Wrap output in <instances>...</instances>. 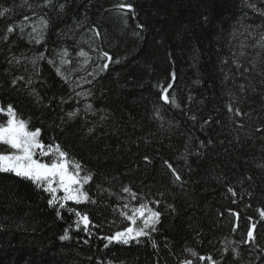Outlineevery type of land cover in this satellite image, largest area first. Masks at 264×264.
Instances as JSON below:
<instances>
[{"label": "trees", "instance_id": "1", "mask_svg": "<svg viewBox=\"0 0 264 264\" xmlns=\"http://www.w3.org/2000/svg\"><path fill=\"white\" fill-rule=\"evenodd\" d=\"M249 4L264 11V0H0V119L11 104L40 129L53 146L41 163L59 145L70 171L92 174L95 201L53 207L52 193L0 173V264H264V15ZM141 203L161 213L151 238L105 247L136 227L122 213Z\"/></svg>", "mask_w": 264, "mask_h": 264}, {"label": "snow or ice", "instance_id": "2", "mask_svg": "<svg viewBox=\"0 0 264 264\" xmlns=\"http://www.w3.org/2000/svg\"><path fill=\"white\" fill-rule=\"evenodd\" d=\"M27 3V0H25ZM52 0H45V6L51 5ZM30 7V5H29ZM63 8V5H60ZM119 8H131V5H118ZM248 7L253 8L254 10L260 11L261 15H264V11L256 9L254 4H249ZM9 11L5 9L4 12ZM4 12H0V16L4 15ZM28 19V17H25ZM47 21H42L43 26L47 27ZM142 27V26H141ZM23 28H21V31ZM8 32H12L13 29L9 27L7 29ZM37 29L33 28V32H36ZM99 35V32L96 33ZM261 40L264 41V36L261 37ZM36 42L39 43V38H36ZM264 47V43L261 44ZM64 55H67V51H65ZM81 56H86L85 52H80ZM103 57L107 60L111 61V57L107 52L103 53ZM40 59H45V57L41 56ZM36 61H33L35 63ZM119 63V61H116ZM49 63H54V61H49ZM67 63V61H65ZM108 64H104L103 68H107ZM57 73H60V69H56ZM172 78L175 79V73L172 74ZM22 79V78H21ZM171 87V84L168 85ZM168 88H164L163 99L165 102L169 101V97L167 95ZM179 107V105H177ZM231 110V109H230ZM3 108H0V112H4ZM238 111V110H237ZM71 115H75L72 113ZM7 126L0 125V144L6 146L4 149H0V173H14L17 177H22L26 180H29L36 184L37 187L43 188L45 191L52 193V198L48 200V204L50 206L55 207L57 204L60 208H64L68 201H74L76 203L90 202L94 203L89 197L87 191H84V185L87 184L92 179V174L88 173L81 177L80 173L82 171V167L79 163H72V170H69L70 161L68 160V153L62 151L59 145L55 146V154L56 159L53 160L52 163H41L39 160L34 159L33 157L36 155L37 150L40 151V155H48L53 151V146L48 145L47 150H45V145L39 140L40 129L37 128L34 131H29L27 127V122L18 119L16 117L15 111L11 104L7 106ZM14 150V151H13ZM147 159V158H145ZM167 163V162H166ZM168 168L171 169L173 174L176 175V179L180 180L181 177L176 173V170L169 163L167 164ZM56 185L55 187L53 185ZM57 191H63L64 195L62 197L57 198L55 193ZM125 192H130L131 190L128 188L124 189ZM232 192V189H229ZM233 195L235 193L233 192ZM133 199H136V195L132 194ZM159 203V202H157ZM124 208H128V205H124ZM70 211H74L70 209ZM59 215V212H57ZM75 215L78 217L76 221V227L79 229L80 225L83 224L84 230H88L91 221L87 214H81L79 211H75ZM122 215L125 219L131 221V224L136 227H126L123 231H117L113 235L106 236L105 239L108 244L113 242L128 244L132 241H140L141 237H149L151 238L152 232H155L156 225L160 222L161 213L159 211L153 210V208L149 207L147 204L141 203L138 207H133L131 209V215L128 212H123ZM261 215L264 216V211L261 212ZM140 220V224L137 225V220ZM252 228H255V225H252ZM61 240L70 239L69 235L65 233L60 237ZM255 242V237L253 235V231L247 232V241ZM155 242L153 241V247H155ZM192 256H197V253L193 250H188ZM240 254L237 253V256ZM201 260L207 259L212 260V257H198ZM184 264H192L191 260H185ZM215 264V262H213Z\"/></svg>", "mask_w": 264, "mask_h": 264}, {"label": "rangeland", "instance_id": "3", "mask_svg": "<svg viewBox=\"0 0 264 264\" xmlns=\"http://www.w3.org/2000/svg\"><path fill=\"white\" fill-rule=\"evenodd\" d=\"M3 118H6V119H8L9 117H6V116H5V117H3ZM0 125L7 126V124L4 122V120H3V119H0ZM13 151H14V150H13ZM36 155H40V151H39V150H37V153H36ZM36 155H35V156H36ZM35 156H34L33 158H34V159H36V160H38V159H37V157H35ZM40 156H42V155H40ZM52 158H53V157H52ZM51 160H52V159H51Z\"/></svg>", "mask_w": 264, "mask_h": 264}]
</instances>
